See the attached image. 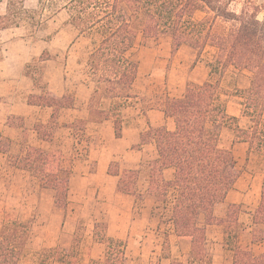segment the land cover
Listing matches in <instances>:
<instances>
[{"label":"trees","instance_id":"1","mask_svg":"<svg viewBox=\"0 0 264 264\" xmlns=\"http://www.w3.org/2000/svg\"><path fill=\"white\" fill-rule=\"evenodd\" d=\"M38 1L39 8H27L25 0H7V11L0 15V29L19 26L17 20L21 18L34 28L42 27L44 20L39 12L50 0ZM63 9L80 35L98 34L89 53L88 74L95 83V93L102 92V96L112 99L111 109L108 112L98 110V113L100 119L114 120L117 136L122 134L121 109L138 96L133 89L140 67L130 53L139 43L168 37L172 52L182 45H189L199 53L212 46L216 49L217 62L221 64V75L230 66L252 73L250 85L242 94L244 114L254 123L252 128L241 127L238 118L227 112L219 82L206 80L188 83L182 96L166 93L156 107L174 119L175 129L170 130L164 125L150 126L142 133L141 142L155 141L159 157L153 173L157 174V183L161 185L158 191L161 196H166L168 189H173L171 218L174 229L177 236L190 243L187 258H174L170 264H216L209 250L206 227L213 223H224L225 242L233 251L231 264H264V251L255 254L239 243V233L232 223H238L240 205L229 207L225 221L217 220L213 214L215 205L226 198L241 173L232 149L220 143L222 127L234 124L237 140L248 142L249 152L254 150L253 139L262 138L258 126L264 124V17L260 18L264 4L257 0H66L55 13ZM36 14H40L39 19ZM42 99L30 103L53 106L50 122L53 124H56L60 107L74 104L66 95ZM46 127L37 125L39 135L45 139L51 136ZM18 160V166L29 170L42 187L54 191L58 207H67L72 169L66 166L61 153L26 145L25 154ZM166 167L175 168V177L170 182L161 176ZM109 172L119 175L120 191L133 194L135 183L126 179V175L138 180V170L121 173L118 164L113 162ZM202 216L206 224H201ZM254 222L264 223V190ZM28 235L25 223L4 222L0 231V264H18ZM95 238L106 245L105 264H123L127 259L121 238L110 237L105 232L95 233ZM263 239L264 232L254 228L252 241ZM79 242L75 237L69 248L45 251L40 264H45L51 257L61 264H76Z\"/></svg>","mask_w":264,"mask_h":264},{"label":"rangeland","instance_id":"2","mask_svg":"<svg viewBox=\"0 0 264 264\" xmlns=\"http://www.w3.org/2000/svg\"><path fill=\"white\" fill-rule=\"evenodd\" d=\"M65 1L50 0L49 3H44L43 9L41 8V12H39L44 20L42 27L34 28L25 18H21L17 20L20 27L5 31L1 38V41L5 42L20 37L29 41L25 46L13 48L10 53L3 51L0 54L2 57L9 58L22 55L23 59L22 62L10 59L3 64L0 61V72L8 70L10 73H15L23 68L25 75L34 77L36 83L46 89V93L43 95L44 100L46 97L54 98L47 92L48 78L59 79L52 85L57 89L61 88L63 77L70 80L91 79L88 74L87 59L94 46V41L98 40V34L82 36L69 22L66 10L63 9L55 13L56 9ZM257 2L264 4V0H257ZM25 5L27 8L40 7L38 0H26ZM39 17L40 14H36V18L39 19ZM263 17L264 9L260 13V18ZM35 40H39V43H35ZM180 49L181 56L185 60L198 51L188 45H182ZM171 54V40L168 37H162L159 41L139 43L130 53L140 67L136 89L141 92L151 90L150 95L141 97L140 101L144 107L146 106L142 108L143 111L148 108H156V105L162 103L166 93H169L166 91L168 87L154 86L151 80L156 76L164 78L167 75L171 65ZM198 55V59L201 57L211 70V75L207 80L219 82L223 91V99L227 106L229 105L230 112L241 110V117H237L238 124L248 129L255 126L251 119L244 114L245 106L242 97L243 90L247 88L245 85L249 86L251 82L252 73L243 69L244 74L237 82L234 73L238 69L234 67L230 66L221 75V64L217 62V53L214 47L207 46L202 52H198ZM159 60H162V63L159 64ZM176 77L178 83L181 82L180 79L184 81L185 89L188 83H197L191 79H183L180 73H177ZM0 86L6 87L1 82ZM98 94L100 96L103 93ZM137 95L139 97L138 93ZM68 97L71 98V95ZM0 98L4 99L3 96ZM135 99L137 100V96L128 104ZM30 101L38 100L31 97ZM8 111L9 106L6 104V100H0V125L5 122L22 123L21 118L7 115ZM75 125L78 131L82 124L77 122ZM47 127L54 128L55 124L50 123ZM235 131L234 124L229 123L222 127L220 143L223 147L230 143L232 137L234 141H238ZM258 131L261 132L262 138L255 137L253 139L255 141L253 152L264 154V124L258 126ZM80 135L83 145L75 153L85 154L88 139L83 138V133ZM0 151L10 154L7 163L0 166V231L4 222L11 220L21 221L29 229V235L18 264H40L45 251L56 247L69 248L75 237H78L80 241L76 264H105L106 245L95 238V233L100 235L104 232L107 233L105 220L101 216L95 215L98 201L102 199L99 196H105L104 193L103 195L99 192L95 194L93 191L82 189L81 183L73 180L70 184L68 205L66 208H60L55 204L54 191L42 187L39 180L29 170L18 166L20 164L18 159L26 152V145L21 144L15 147L8 138L1 135ZM65 163L66 166L72 167V160H65ZM237 166L241 173L247 169L246 163L239 159ZM152 175L154 178L153 181L151 180L148 190H145L147 182L143 179L139 181V178L136 180L130 178L131 175H126V179H131L135 183L133 184L134 192L131 195H134L135 198L134 216L137 218V225L129 231L127 236L120 237L124 241L127 256L123 264H170L172 259L185 260L189 254L190 243L188 239L177 236L171 218L173 189L169 188L167 195L161 196L158 191L161 185L157 183V174L154 172ZM200 221L201 224H205L204 216ZM232 224L235 225V229L239 233L241 231L239 223ZM259 228L262 227L257 225L258 230H260ZM207 236L213 261L216 264H231L233 251L227 247L225 240H220L214 231L208 232L207 230ZM263 249L264 244L259 245L255 253H259ZM45 264H61V262L51 257Z\"/></svg>","mask_w":264,"mask_h":264},{"label":"crops","instance_id":"3","mask_svg":"<svg viewBox=\"0 0 264 264\" xmlns=\"http://www.w3.org/2000/svg\"><path fill=\"white\" fill-rule=\"evenodd\" d=\"M6 11L7 0H0V15L5 14ZM14 27L19 28L20 25L0 29V54L3 51L10 53L13 48L25 46L29 42L24 37L15 38L9 42L1 41L3 33ZM34 42L39 43V40ZM181 55L180 48L172 52L171 65L167 75L164 78L156 76L151 80L154 86L168 87L166 91L177 97L182 96L185 92L184 81L180 79L181 82H177V73H180L183 79H191L197 83L206 81L211 75V70L205 65V61L201 57L198 59V51L187 60L183 59ZM10 59H16L18 62L23 60L22 55L11 58L0 56L2 64ZM25 61L27 60L25 59ZM160 63L162 60H159ZM234 74L238 82L244 71L237 70ZM62 80L61 88L57 89L52 85L59 79L48 78L47 92L57 98L71 95L74 104L58 109L55 127H46L51 131V136L45 139L39 135L37 125L48 126L50 124L54 107L30 103V98L35 97L37 102H40L46 89L40 87L34 77L25 75L23 68L15 73H10L8 70L0 72V82L4 86L6 85L5 88L0 86V96L4 98H0V100H6V104L9 106L7 115L22 119L21 124L7 122L1 124L0 136L8 138L15 147L21 144L32 145L47 151L59 152L65 160H72L70 184L73 180L74 182L79 181L82 189L93 191L95 194L96 192L102 193V195L104 193L105 196H99L102 199L98 201L97 213L95 211L94 213L105 220L108 236L125 237L137 225V218L134 216L135 198L134 195L119 190V175L109 172L110 165L116 162L121 173L130 169L138 170L139 181L143 179L147 182L145 190H148L149 184L153 180L151 177L153 166L158 160L159 154L154 140L141 142L142 133L147 131L150 126L164 125L168 129L174 130L175 121L157 107L143 111L144 105L140 101L141 97L150 95L151 90L141 92L136 89L135 83L133 93H138L139 97L137 96V100L135 99L121 109L122 134L117 136L114 120L100 119L98 113V110L108 112L111 109L112 99L102 95L98 96L99 94L95 93V83L90 78L70 80L63 77ZM245 87L248 88V84ZM227 112L238 118L241 117V110L230 112L229 105ZM77 122L82 124L78 131L75 125ZM79 130L83 133V138L88 139L85 154L75 153L83 145V140H80L79 137L81 134ZM226 147L232 149L236 160L239 159L246 163L247 169L244 173H240L226 198L215 205L213 214L217 220L225 221L229 216V207L233 204L240 205L241 211L238 214L239 228H241L239 243L255 253L259 245L264 244V239L259 242L252 241L253 229L257 228V225H260L262 228L259 229L264 232V223L256 224L254 222V214L260 205L264 190V154L249 152L248 142L234 141L233 137ZM9 155V153L0 151V166L7 163ZM161 176L166 182L172 181L175 177V168H164ZM206 227L208 232L214 231L220 240H225L224 223L206 224ZM263 251L264 249L259 253Z\"/></svg>","mask_w":264,"mask_h":264}]
</instances>
